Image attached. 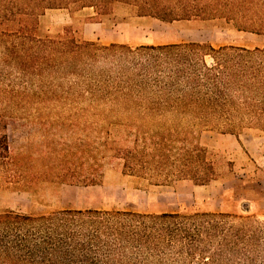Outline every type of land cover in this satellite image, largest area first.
<instances>
[{"label": "trees", "instance_id": "obj_1", "mask_svg": "<svg viewBox=\"0 0 264 264\" xmlns=\"http://www.w3.org/2000/svg\"><path fill=\"white\" fill-rule=\"evenodd\" d=\"M120 6L141 18L201 20L264 36V0H0V57L27 79L22 94L33 96L1 108L0 159L9 158L5 116L63 120L85 112L106 124L107 135L113 128L122 134L105 150L122 160L123 174L157 183L217 181L215 154L181 134H264V46H103L71 25L58 35L41 27L48 11L74 19L93 9L102 23ZM0 264H264V221L224 212L7 211L0 214Z\"/></svg>", "mask_w": 264, "mask_h": 264}, {"label": "rangeland", "instance_id": "obj_2", "mask_svg": "<svg viewBox=\"0 0 264 264\" xmlns=\"http://www.w3.org/2000/svg\"><path fill=\"white\" fill-rule=\"evenodd\" d=\"M94 16L93 9L76 14L74 19L66 11L52 10L42 19L41 27L44 32L58 35L65 26L71 25L72 29L85 40L87 37L94 39L97 37L92 42L103 46L125 44L136 48L185 42L209 43L216 48L264 46L263 35L238 32L201 20L166 23L150 17L141 18L135 16L134 10L125 6L118 7L115 14L103 17L102 23L96 18L93 20ZM86 26L88 30L92 29L87 35L83 32ZM94 28H97V31H94ZM93 32L95 34H92ZM0 58V116H2L4 112L1 108L6 104L24 102L33 96L22 94V88H28L25 85L27 79L22 75H16L10 64H6L5 58ZM33 84L35 86L37 82ZM3 119L10 123L7 130L9 154L3 153L9 158L0 159V200L12 192H27L41 213L105 210L162 214L166 213L163 212L165 208L172 206L174 202L173 198L165 197V194H169L170 191L176 194L178 190L187 193V185L181 181L188 179L173 178L167 183H157L154 178L123 174L122 160L105 150L107 141L122 140V134L113 128L109 132L112 135H107L106 124L96 123L97 121L85 112L64 113L63 120H59L55 114L40 116L22 113L12 117L5 116ZM202 131L209 130L200 128L186 130L181 134V138L199 144V135ZM212 132L207 134L212 137L222 136V133ZM244 136L264 138L263 133L255 130L239 134V137ZM3 137L4 131L0 127V141ZM209 149L215 154L218 181L233 178L239 170L233 157ZM180 154L183 155L184 151L179 150L172 155ZM87 178H94L96 184L66 182H85ZM163 186L170 188L163 191ZM192 212L198 211L181 208L176 213ZM239 215L244 217L255 215L260 221H264V214H253L249 210Z\"/></svg>", "mask_w": 264, "mask_h": 264}, {"label": "crops", "instance_id": "obj_3", "mask_svg": "<svg viewBox=\"0 0 264 264\" xmlns=\"http://www.w3.org/2000/svg\"><path fill=\"white\" fill-rule=\"evenodd\" d=\"M94 29V31H97V28ZM91 31L92 29L88 30L86 26L83 32L87 35ZM95 39L86 38L87 41ZM207 133L213 132L202 131L199 135V144L214 149L220 154L233 157V161L236 166H239V170L233 178L227 181L217 180L207 185H196L191 180L181 181V183L187 185V193L178 190L176 194H172L171 191L169 194H165V197L173 198L174 202L172 206L165 208L163 212L176 213L181 208H186L195 209L198 212H224L235 215L245 213L248 210L253 214H264V138L251 136L238 138L229 134L212 137ZM162 188L164 191L170 187L163 186ZM7 211L33 216L52 213H41L32 196L27 192H12L8 196L2 197L0 200V214Z\"/></svg>", "mask_w": 264, "mask_h": 264}]
</instances>
